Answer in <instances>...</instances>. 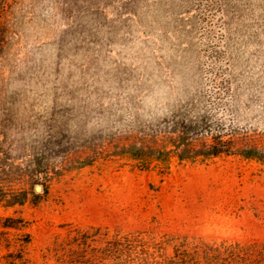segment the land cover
I'll use <instances>...</instances> for the list:
<instances>
[{
	"label": "rangeland",
	"instance_id": "rangeland-1",
	"mask_svg": "<svg viewBox=\"0 0 264 264\" xmlns=\"http://www.w3.org/2000/svg\"><path fill=\"white\" fill-rule=\"evenodd\" d=\"M214 139L264 148V0H0V264H264V165Z\"/></svg>",
	"mask_w": 264,
	"mask_h": 264
},
{
	"label": "trees",
	"instance_id": "trees-1",
	"mask_svg": "<svg viewBox=\"0 0 264 264\" xmlns=\"http://www.w3.org/2000/svg\"><path fill=\"white\" fill-rule=\"evenodd\" d=\"M194 124V123H193ZM197 125V124H196ZM194 126L195 128L197 126ZM174 125L171 129V131H168L169 133H180L183 134L185 131V126H178ZM149 137V136H148ZM229 142H222L219 139H214V141L211 142V144H202L199 146V149L197 151L200 152L199 155H202L204 157L209 156H218L220 154H226V155H237L239 157H242L246 160H252L256 161L262 165H264V148L261 146H258L256 144H253L246 139H238L236 147L233 149L230 146H228ZM4 143H0V146H3ZM67 144V140L64 137V134H55V135H48L45 140H43V152L46 153L48 156H56L64 153L66 151L64 149V146ZM149 145H152L149 144ZM146 144L139 143V142H133L129 144H120L114 143L110 146V148H102L99 152L96 150L93 156V159L96 157L99 153H104L107 155H125L129 156L133 159L140 160L142 162L148 163L149 160L157 161V162H166L167 160H164L166 155L169 153L166 150H162L159 148H155L154 146H149ZM185 150V148L183 149ZM7 151V150H6ZM10 151V150H9ZM8 152L7 155H10L11 151ZM1 155V152H0ZM3 155V154H2ZM5 158V159H4ZM8 159L7 157H0V162L2 160ZM92 161V160H91ZM1 223L0 226L3 229H9V228H15V224L17 220L11 219V218H3L0 219Z\"/></svg>",
	"mask_w": 264,
	"mask_h": 264
},
{
	"label": "water",
	"instance_id": "water-1",
	"mask_svg": "<svg viewBox=\"0 0 264 264\" xmlns=\"http://www.w3.org/2000/svg\"><path fill=\"white\" fill-rule=\"evenodd\" d=\"M40 190V187H36V191H39Z\"/></svg>",
	"mask_w": 264,
	"mask_h": 264
}]
</instances>
